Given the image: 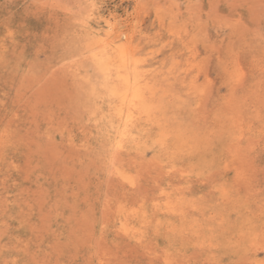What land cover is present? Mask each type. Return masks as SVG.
Masks as SVG:
<instances>
[{
  "label": "rangeland",
  "instance_id": "obj_1",
  "mask_svg": "<svg viewBox=\"0 0 264 264\" xmlns=\"http://www.w3.org/2000/svg\"><path fill=\"white\" fill-rule=\"evenodd\" d=\"M89 27L156 92L129 151ZM0 231V264H264V0H0Z\"/></svg>",
  "mask_w": 264,
  "mask_h": 264
},
{
  "label": "bare ground",
  "instance_id": "obj_2",
  "mask_svg": "<svg viewBox=\"0 0 264 264\" xmlns=\"http://www.w3.org/2000/svg\"><path fill=\"white\" fill-rule=\"evenodd\" d=\"M90 8V7H89ZM100 12H98V14H99ZM113 16V15H112ZM111 16V17H112ZM99 17V16H98ZM114 17V16H113ZM117 18H119L118 16H116ZM100 18V17H99ZM106 18V17H105ZM116 18V19H117ZM109 20V19H108ZM112 20V19H111ZM110 23V22H109ZM100 24V23H99ZM98 24V25H99ZM102 24V23H101ZM81 25V24H80ZM85 25V24H84ZM109 31V30H108ZM255 31V30H254ZM256 32V31H255ZM86 33V32H85ZM87 33H88V36L90 37V41H91V47H92V50H97L94 54H92L91 55V57L94 59V61H95V66H96V69H97V71L102 75V76H104V80H105V82H104V84H105V89H106V93H107V96H108V98H110L111 100H113L114 101V103H115V106L112 108V111H113V113H112V117H114V118H116V126H112L111 127V129H112V132L114 133L113 134V139L112 140H114V142L111 144V145H113L114 144V149H116V150H119L120 148H122L123 147V145H124V149H125V144L130 140H132V139H134L135 137H133V130H135L136 129V126H137V123H138V121L139 120H141V122H143V120H145L146 122H148V121H152V124H153V121H154V118L156 117V115L154 114L155 113V110L158 108V107H155L152 103L155 101V98H156V92H154V89H152L153 88V85H151L152 86V88L150 87V86H148V83H146L145 82V80H144V78L142 79V72H140V67H139V64H138V61H137V59H136V56H135V54L133 53V51L131 50V48H130V46L128 45V41H127V43H124V44H122V45H119V46H116V44H115V41L114 42H109L108 41V39L110 38V32H99V31H96V30H94V29H92V28H88V30H87ZM117 35H120V33H117ZM145 36V35H144ZM112 38V37H111ZM130 40V38L128 37V38H126V40ZM123 41V40H122ZM2 50V49H1ZM233 56V55H232ZM88 59H89V57H88ZM93 61V60H92ZM90 62V61H89ZM202 63V62H201ZM142 64V63H141ZM198 64H199V62H198ZM204 64V63H203ZM204 66H205V64H204ZM207 66V65H206ZM202 68V67H201ZM142 70V69H141ZM146 70V69H145ZM95 71V70H94ZM148 71H150V70H148ZM85 72V71H84ZM146 74L148 73V72H145ZM154 73H156V72H154ZM147 77V76H146ZM148 78H150L149 76H148ZM150 79H152V78H150ZM153 80V79H152ZM155 80V79H154ZM28 81V80H27ZM94 81V80H93ZM96 81V80H95ZM203 82V81H202ZM240 84V83H239ZM98 86V85H97ZM158 86V85H157ZM76 87H78V86H76ZM209 87V86H208ZM235 88V87H234ZM167 93V92H166ZM175 97V99L177 98L176 96H174ZM206 97V96H205ZM204 97V98H205ZM176 100H180V99H176ZM181 101V100H180ZM152 102V103H151ZM176 102H178V101H176ZM173 104V103H172ZM173 106V105H172ZM171 106V107H172ZM163 110V109H162ZM191 110V109H190ZM88 111V110H87ZM157 112V111H156ZM158 114H159V109H158V112H157ZM33 114V113H32ZM155 116H154V115ZM161 114H162V112H161ZM159 119V118H158ZM155 121H156V123H158L159 121H157V119H155ZM49 122V121H48ZM30 123V122H29ZM111 123V122H110ZM144 123V122H143ZM155 122H154V124H156ZM151 124V125H152ZM141 126V125H140ZM140 126H138V128L140 127ZM157 126H158V124H157ZM177 126V125H176ZM175 126V127H176ZM181 126V125H180ZM146 127H148V126H146ZM145 127V128H146ZM182 127V126H181ZM137 128V129H138ZM141 128V127H140ZM144 128V127H143ZM149 128V127H148ZM143 130V129H142ZM139 131H141V130H138V132ZM161 131V130H160ZM136 132H137V130H136ZM147 132H149V131H147ZM159 132V131H158ZM144 133V132H143ZM146 133V132H145ZM141 134V133H140ZM160 134H162V132L160 133ZM176 135H177V133H176ZM14 136V135H13ZM137 136H138V133H137ZM146 136V135H145ZM148 136H149V134H148ZM152 136H154L155 137V135H153L152 134ZM163 136H164V134H163ZM106 137V136H105ZM147 137V136H146ZM146 137H144V140H146L147 138ZM160 140H162L163 138H162V136L160 135V137L159 136H157ZM167 137H168V135H167ZM174 137V136H173ZM177 137H178V135H177ZM263 137V136H262ZM110 138H112V137H110ZM140 138H141V136H140ZM146 138V139H145ZM153 138V137H152ZM151 138V139H152ZM138 139H139V137H138ZM178 139V138H177ZM159 140V141H160ZM167 140H168V138H167ZM135 141H136V139H135ZM182 141V140H181ZM133 142V141H132ZM131 142V143H132ZM162 144H163V142L164 141H160ZM255 142V141H254ZM258 142V141H257ZM130 143V142H129ZM149 143V142H148ZM158 143V142H157ZM239 143V142H238ZM256 143V142H255ZM146 144V143H145ZM160 144V143H159ZM153 145H154V143H153ZM157 145V144H156ZM161 145V144H160ZM160 145L158 146V147H160ZM183 145V144H182ZM109 146V145H108ZM138 146H140V144L138 145ZM152 146V145H151ZM165 146V145H164ZM167 146V145H166ZM198 146V145H197ZM231 146V145H230ZM235 146V145H234ZM131 147H133V146H131ZM130 146H129V148H131ZM161 147H162V145H161ZM150 148V147H149ZM220 149H222V148H220ZM248 149V148H247ZM126 150V149H125ZM128 150V149H127ZM126 150V151H127ZM131 150V149H130ZM132 150H133V148H132ZM137 150V149H136ZM135 150V151H136ZM146 149H144V151H145ZM150 150V149H149ZM183 150V149H182ZM129 151V150H128ZM188 152H189V150H187ZM233 151V150H232ZM159 152H161V150L159 151ZM165 152V151H164ZM164 152H162V154L164 153ZM171 151H169V153H170ZM154 152H152V154H153ZM180 153V152H179ZM113 154V153H112ZM159 154V153H158ZM153 155H155V153L153 154ZM170 155V154H169ZM173 155V154H172ZM172 155H171V157H172ZM157 156V155H156ZM170 157V158H171ZM4 158V157H3ZM116 158V157H115ZM157 158H162V157H158L157 156ZM152 159V158H151ZM169 159V158H168ZM177 159V158H176ZM201 160H203V159H201ZM208 160V159H207ZM235 160V159H234ZM166 161V160H165ZM204 161H205V159H204ZM236 161V160H235ZM161 162V161H160ZM207 162H209V161H207ZM211 162V161H210ZM110 163V162H109ZM203 165V164H202ZM210 165V164H209ZM213 165V164H212ZM250 168V167H249ZM150 169V168H149ZM118 171H120V169H118ZM249 171H250V169H249ZM158 172H160V171H158ZM118 173V172H117ZM160 175V174H159ZM253 175V174H252ZM119 176H121V175H119ZM24 177V176H23ZM122 177H124V176H122ZM213 178V177H212ZM127 180V179H126ZM114 184V183H113ZM246 189V188H245ZM136 190V189H135ZM229 194V193H228ZM165 195V194H164ZM226 195V194H225ZM128 197V196H127ZM167 197V196H166ZM230 197V196H229ZM232 197V196H231ZM234 198V197H233ZM225 199V198H224ZM144 200V199H143ZM225 200H227V199H225ZM156 201V200H155ZM154 201V202H155ZM180 201H181V199H180ZM228 201V200H227ZM119 202V201H118ZM136 202V201H135ZM173 202V204H174V201H172ZM182 202V201H181ZM224 203V202H223ZM130 204V203H129ZM132 204V203H131ZM160 204V203H159ZM176 204H177V202H176ZM175 204V205H176ZM228 204V203H227ZM227 204L225 205V203H224V205L223 206H226L227 207ZM158 205V204H157ZM165 207H164V209H166L167 211H170V210H172L173 209V207H172V205H171V203H169V201H167L165 204ZM174 205V206H175ZM153 206H154V204H153ZM206 206H207V204H206ZM206 206H204V207H206ZM223 206H222V213L224 212V211H227V210H224L223 209ZM155 207V206H154ZM157 208L159 207V205L158 206H156ZM201 207H203V206H201ZM209 207V206H208ZM212 207V206H211ZM233 207V206H232ZM142 207H140V209H141ZM183 208V207H182ZM178 209H181V208H178ZM177 209V210H178ZM228 209V211L230 210L229 208H227ZM235 209V208H234ZM106 210V209H105ZM201 210V209H200ZM204 209H202V213L204 212L203 211ZM210 210V209H209ZM212 210L214 211L215 209H213L212 208ZM224 210V211H223ZM142 211V210H141ZM140 211V212H141ZM208 211V210H207ZM206 210H205V212H207ZM199 212H201V211H199ZM210 212V211H209ZM216 212V211H215ZM220 212V211H219ZM20 213V212H19ZM128 213V212H127ZM156 213H158V212H156ZM169 213V212H168ZM212 213V212H211ZM216 213H218V212H216ZM229 213V212H228ZM236 213V212H235ZM234 213V214H235ZM138 214H139V212H138ZM137 214V215H138ZM142 214H144V212L142 213ZM171 214H173L174 215V213L172 212ZM200 214V213H199ZM207 214V213H206ZM220 214H221V212H220ZM219 214V215H220ZM145 215V214H144ZM172 215V216H173ZM204 215V214H203ZM209 213H208V217H209ZM216 215V214H215ZM222 215V214H221ZM146 216V215H145ZM176 216V215H175ZM202 216V215H201ZM214 216V215H213ZM222 216H224V214L222 215ZM226 216H227V214H226ZM138 217H140V216H138ZM177 217V216H176ZM175 217V218H176ZM200 217V216H199ZM204 217V216H203ZM214 217H216V216H214ZM213 217V218H214ZM113 218V217H112ZM121 218V217H120ZM119 218V219H120ZM145 218H148V217H145ZM151 218V217H150ZM166 218H168V217H166ZM172 218V217H171ZM201 218V217H200ZM217 218H218V216H217ZM220 218V217H219ZM132 220H130V221H133V218H131ZM144 219V218H143ZM142 219V220H143ZM180 219H181V217H180ZM212 219V218H211ZM237 219V218H236ZM121 220V219H120ZM124 220V219H123ZM127 220H128V218H127ZM128 220V221H129ZM149 220V219H148ZM147 220V221H148ZM152 220V219H151ZM173 220H174V218H173ZM185 220V219H184ZM135 221V220H134ZM153 221V220H152ZM151 221V222H152ZM166 220L164 219V222H165ZM124 222V221H123ZM136 222V221H135ZM144 222V221H143ZM146 222V221H145ZM144 222V223H145ZM149 222H150V220H149ZM150 222V223H151ZM163 222V223H164ZM182 222V221H181ZM184 222V221H183ZM213 223H214V221H212ZM212 222H211V225H212ZM231 222V221H230ZM229 222V223H230ZM121 223H122V221H121ZM127 223V222H126ZM155 223V222H154ZM158 223V222H157ZM168 223V222H167ZM180 223V222H179ZM185 223V222H184ZM196 223V222H195ZM201 223V222H200ZM130 224V223H129ZM136 224V223H135ZM147 224V223H146ZM165 224V223H164ZM181 224V223H180ZM209 224V223H208ZM126 225V224H125ZM134 225V224H133ZM148 225V224H147ZM168 226V224H165V226ZM39 226V225H38ZM138 226V224H136V226H134L135 228ZM140 226V225H139ZM138 226V227H139ZM143 226V225H142ZM160 226V225H159ZM181 226H182V224H181ZM184 226H185V224H184ZM205 226H207V225H205ZM6 227H8V226H6ZM137 227V228H138ZM152 227V226H151ZM161 227V226H160ZM159 227V228H160ZM175 227V226H174ZM180 227V226H179ZM186 227V226H185ZM209 227V226H208ZM44 228V227H43ZM128 228H129V225H128ZM127 228V230H129ZM145 229H146V227H144ZM157 228V227H156ZM158 228V229H159ZM183 228V227H182ZM148 229V228H147ZM146 229V230H147ZM149 229H150V227H149ZM168 229V228H167ZM174 229V228H173ZM172 229V230H173ZM192 229H194V228H192ZM242 229H243V227H242ZM125 230V232H126V229H124ZM131 230V229H130ZM137 230H139V228L137 229ZM140 230H142V229H140ZM165 230V228L163 229V231ZM169 230H171V229H169ZM184 230V229H183ZM197 230V229H196ZM206 230H209V229H206ZM212 230H216V229H212ZM148 231V230H147ZM175 231V230H174ZM174 231H172V232H174ZM188 231V230H187ZM233 231H235V229L233 230ZM232 231V232H233ZM244 231V230H243ZM261 231V230H260ZM7 232V231H6ZM127 232H129V231H127ZM132 232H135V231H133L132 230ZM142 232V231H141ZM183 232H185V231H183ZM207 232V231H206ZM225 232V229H224V231H223V233ZM231 232V233H232ZM0 233H1V231H0ZM44 233V232H43ZM130 233V232H129ZM182 232H179V234L180 235H182L181 234ZM229 233V232H228ZM4 234V233H3ZM118 234V233H117ZM135 234H136V232H135ZM139 234V233H138ZM144 234H145V232H144ZM168 234H170V233H168ZM167 234V232L165 233V235H166V237L167 236H169L170 237V235H168ZM172 234V233H171ZM179 234L177 233V234H175V235H177V236H179ZM185 234H186V232H185ZM185 234H183V235H185ZM209 234V233H208ZM207 234V235H208ZM221 234V233H220ZM225 234V233H224ZM233 234V233H232ZM252 234V233H251ZM259 235H260V232L258 233ZM261 234H263V233H261ZM5 235H6V233H5ZM132 235V234H131ZM212 235H213V231H212ZM226 235V234H225ZM228 235V234H227ZM115 236V235H114ZM139 236V235H138ZM141 236H142V234H141ZM145 236V235H144ZM186 236V235H185ZM204 236V235H203ZM209 236H211V235H208V237ZM220 236V235H219ZM251 236V235H250ZM249 236V237H250ZM256 236V235H255ZM169 237H167V238H169ZM180 237V236H179ZM212 237H214V236H212ZM221 237V236H220ZM222 237H224V236H222ZM233 237H235V235L233 236ZM40 238H41V236H40ZM181 238H182V236H181ZM216 238V237H215ZM252 238V237H251ZM253 238H254V236H253ZM6 239V238H5ZM89 239V238H88ZM175 239H177V241H178V237L177 238H175ZM174 239V240H175ZM200 239H202V236H201V238ZM232 238H230V240H231ZM169 240V239H168ZM171 240V239H170ZM209 241H210V239H208ZM229 240V239H228ZM233 240V239H232ZM237 240H238V237H237ZM258 240H259V238H258ZM181 241H182V239H181ZM201 241V240H200ZM203 241H207L206 239H204ZM216 241H217V238H216ZM225 241V240H224ZM223 241V242H224ZM97 242V241H96ZM214 243H216L215 242V240L213 241ZM221 242V241H220ZM225 242H227V241H225ZM245 242V241H244ZM248 242V241H247ZM136 243V242H135ZM170 243V242H169ZM201 244H202V242H200ZM253 243V242H252ZM105 244V243H104ZM173 244V243H172ZM178 244V243H177ZM209 244H211V243H209ZM237 244V243H236ZM262 244H263V242H262ZM262 244H260V246L262 245ZM20 245V244H19ZM137 245V244H136ZM148 245V244H147ZM175 245V244H174ZM198 245V244H197ZM200 245V244H199ZM230 245V244H229ZM235 245V244H234ZM248 245V244H247ZM215 247H216V245H214ZM214 246L212 247V248H214ZM217 246H219V245H217ZM227 246V245H226ZM246 246V245H245ZM11 247V246H10ZM14 247V246H13ZM198 247V246H197ZM229 247V246H228ZM227 247V248H228ZM234 247V246H233ZM263 247V246H262ZM147 248H148V246H147ZM203 248V246H201V248L200 249H202ZM208 249L210 248V247H207ZM218 248V247H217ZM248 248H249V246H248ZM256 248V247H255ZM264 248V247H263ZM208 249H205L204 248V250H208ZM224 249V248H223ZM235 249V248H234ZM148 250V249H147ZM217 250V249H216ZM221 250V249H220ZM224 250H226V248L224 249ZM246 250V249H245ZM249 250V249H248ZM255 250H257V249H255ZM261 250V249H260ZM99 251V250H98ZM213 251V250H212ZM258 251V250H257ZM169 252V251H168ZM167 252V253H168ZM207 252V251H206ZM209 252H211V251H209L208 250V253ZM225 252V251H224ZM241 252V251H240ZM242 252H243V250H242ZM241 252V253H242ZM195 253V252H194ZM215 253V252H214ZM219 254H220V252H218ZM235 253V252H234ZM250 254H251V252H249ZM254 253V252H253ZM252 253V254H253ZM45 254V253H44ZM60 254V253H59ZM103 254V253H102ZM18 255V254H17ZM98 255H100V254H98ZM106 255V254H105ZM207 255H209V254H207ZM10 256V255H9ZM212 256V255H211ZM216 256V255H215ZM218 256V255H217ZM225 255H223L222 257H224ZM261 256H262V254H261ZM210 257V256H209ZM221 258V257H220ZM215 259V258H214ZM217 259V258H216ZM4 260V259H3ZM11 260H12V258H11ZM100 260H101V258H100ZM219 260V259H218ZM221 260V259H220ZM225 260V259H224ZM226 260H227V257H226ZM258 260V259H257ZM158 261V260H157ZM233 261V260H232ZM149 262V261H148ZM222 262V261H221ZM244 262V261H243ZM259 262H262V261H259ZM12 263V262H11ZM99 263H101V262H99ZM98 263V264H99ZM238 264V263H237ZM241 264H243V263H241ZM248 264V263H247ZM250 264V263H249Z\"/></svg>",
  "mask_w": 264,
  "mask_h": 264
}]
</instances>
